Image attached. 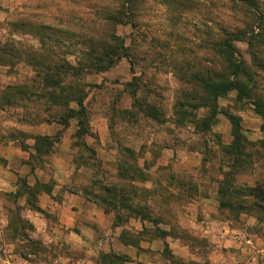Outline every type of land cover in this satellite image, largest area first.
I'll return each instance as SVG.
<instances>
[{"label":"rangeland","instance_id":"374dc122","mask_svg":"<svg viewBox=\"0 0 264 264\" xmlns=\"http://www.w3.org/2000/svg\"><path fill=\"white\" fill-rule=\"evenodd\" d=\"M252 1L254 11L239 0H134L132 28L104 19L126 7V0H0V133L18 139L21 148L29 147L27 134L16 125L56 113H47V96L39 98L42 65L83 69L90 49L102 54L97 43L114 34L125 42L128 55L113 57L117 61L106 72L83 69L80 77L63 81L76 83L86 96L91 127V136L79 141L73 134L71 139L70 188L112 215L107 236L98 235L90 247L75 242L82 246L76 249L34 239L24 217L25 209H32L27 201L52 187L53 179L29 185L19 177L15 193L0 192L1 213L8 219L5 239L18 255L11 263L111 264L109 257L116 255L121 258L116 264H200L217 247L212 264L234 259L246 264L248 248L264 250V201L240 194L264 190V119L253 105L264 103V71L253 65L255 52L247 43L235 44L237 60L250 75L240 78V92L214 100L204 89L224 68L215 48L226 33L245 29L264 36V0ZM255 54L264 61V47ZM70 107L78 109L75 103ZM214 107L219 114L203 129ZM230 116L239 122L240 139L233 136ZM62 134L57 133L60 139ZM82 141L87 147L76 145ZM237 143L243 167L233 169ZM35 156L29 163L46 167L50 175V157L40 163ZM223 187L229 193L221 196ZM199 201L200 206H190ZM241 205L251 211L238 210ZM189 208L201 211L198 220ZM132 210L143 211L156 224L142 222ZM203 210L218 224H204ZM48 218L51 227L55 218ZM170 237L179 245L176 254L166 244ZM233 251L239 252L236 258ZM256 263L264 264V257Z\"/></svg>","mask_w":264,"mask_h":264},{"label":"crops","instance_id":"0c3cea01","mask_svg":"<svg viewBox=\"0 0 264 264\" xmlns=\"http://www.w3.org/2000/svg\"><path fill=\"white\" fill-rule=\"evenodd\" d=\"M12 1H14L16 4L18 3V0H11V2ZM101 1L106 2L109 0ZM16 128L19 131L27 134V144L29 147L26 149L21 148L17 145L19 142L18 139L9 138L8 134L4 130L1 131L0 192L15 193L18 189L17 182L19 177L26 178L29 185H34L38 182L40 184H45L50 179H53V185L50 191H41L38 194L39 208L49 216L55 218L52 226L49 227L50 219L43 214L31 211L28 208L24 211V217L34 228L33 238H47L50 242L54 243L64 242L69 245L71 249H76L77 247L82 248L81 245L86 247L94 245L97 241L98 235L107 236L109 224L112 222V215H108L104 209L98 207L96 203L88 201V199L83 197V195L70 192V186L72 183V172L69 167V158L71 157L70 144L73 134H76L79 127H76L73 122L70 121V125L67 128H64L55 122L20 123L19 125H16ZM62 131L63 134L61 140L54 146L53 151L49 155L51 161L46 165L49 168L51 174L47 175L45 173L46 167L29 164L31 154H36L33 146L35 143V138H53L57 136V133ZM201 200L209 201L208 199H200V201ZM200 201L193 203L190 206H200ZM2 210V207H0V261H2L3 264H16L13 262L11 263L9 260L18 258V255L15 252V246L5 239V230L8 225V219L3 213H1ZM188 211H192V218H197L198 220V215L196 212L199 210L189 208ZM202 213L204 214L205 218V221L203 220L204 224H218L208 214H206L205 210H203ZM184 216L189 217V215L186 213H184ZM197 220H195V225L200 226V222ZM204 224L201 226H205ZM222 226L227 230H234L228 227L226 228L225 225ZM203 230L208 232L207 228H204ZM116 231H120V228L117 227ZM227 233L224 235L225 240L228 236ZM75 242H79L81 245L76 246ZM166 244L169 246L172 254H176L175 249H178V243L170 237ZM248 250L251 258L246 264H258L256 263V259L264 257V250H252L250 248H248ZM217 251V247L216 249L213 247L210 249L212 256L208 259H205L204 261H199V263L212 264V257ZM231 255L232 257L236 258V256L239 255V252L233 251ZM231 264L242 263L234 259Z\"/></svg>","mask_w":264,"mask_h":264},{"label":"trees","instance_id":"16d2710c","mask_svg":"<svg viewBox=\"0 0 264 264\" xmlns=\"http://www.w3.org/2000/svg\"><path fill=\"white\" fill-rule=\"evenodd\" d=\"M241 2H249L248 6L254 11L253 1L252 0H239ZM126 7L122 6V9L116 11L115 14H108L104 19L108 22H112L116 25H130L134 28V25L131 21V12L134 7V0H126ZM109 12V11H108ZM260 14V13H257ZM132 17V16H131ZM263 20V18H260ZM263 23V22H262ZM261 23V24H262ZM91 43H94V40L90 39ZM244 42L247 43L249 49L253 50L255 53L258 51V47H264V36L260 35L259 33L255 32H248V30H238L236 33L229 34L226 33L223 39L216 44L215 51L217 55L222 59L224 68L220 72H218L215 76L216 81L206 82L204 89L208 93V95L212 96L213 99L220 98L222 96L228 95L232 91H241L242 83L240 82L241 77L249 78L250 75L248 74V70L245 68L244 63L241 60H237L238 51L235 46L236 43ZM97 44L102 46V54L97 53L96 50L90 49L89 54L87 55V60H89V64L84 65L83 69L87 73H103L106 72L108 69L114 66L117 60L121 59L122 56L127 57V49L125 46V42L114 35H107L106 37L102 38ZM108 49L106 50L105 49ZM122 52H124L122 54ZM252 54L251 58L253 61V65L257 67V69L264 71V61L257 55ZM117 60H115L114 58ZM35 67L36 64H33ZM38 69V68H37ZM83 69L81 68H74L70 66L68 63L63 65H56V64H44L41 68L38 69L37 74L39 73V77L42 78V85L44 87L43 94L39 96L41 99L49 100V106L46 108L47 113L51 111H55L54 114H49L48 118L38 121L40 123H51L55 122L59 125L63 126L64 128L69 127L71 120H77L78 124V131L75 134V138L79 141L83 140L86 137L91 136V127L89 123H87L86 119V112H85V100L86 96L81 94V91H78V85L73 83V85H65L64 79L69 77H80L83 74ZM40 71V72H39ZM66 77V78H65ZM211 81V80H209ZM75 84V85H74ZM72 103H75L77 106V110L70 107ZM206 105V104H205ZM255 107V112L264 119V103L262 102H255L253 104ZM63 110L62 114H59V111ZM217 108L214 107L212 118L209 120H205L203 124V129H208L211 123L216 120L218 115ZM229 120L233 126V136L235 139H240V125L234 116H230ZM60 137L55 136L53 138L49 137H37L35 138V147L34 150L36 152V156L38 161L42 160L43 157H48L50 153L53 151L54 146L60 142ZM83 143V144H82ZM77 146L83 145L87 147L84 142H78ZM237 147L233 150L232 154L236 157L234 160L235 164L231 166L233 169L236 167L242 168L239 166L240 160L237 158L236 155H241V147L240 144L237 143ZM27 148V147H26ZM25 148V149H26ZM94 154L96 152L94 151ZM35 158H32V160ZM40 162V161H39ZM41 163V162H40ZM32 164V163H29ZM24 186L27 187V181L23 183ZM41 191H50L51 187H43ZM40 191V192H41ZM39 192V193H40ZM72 193H78L74 189H70ZM233 193H235L232 190ZM38 193V194H39ZM229 193L225 190V188H221L219 194L222 196L224 194ZM239 193V192H238ZM241 195H245L248 197H254L256 200H263L264 201V190L260 188L246 190L240 192ZM32 198V197H31ZM98 204L97 202H95ZM27 204H30L32 209L31 211L38 212L43 214L44 216L48 217L49 215L43 212L38 206V196L33 198L31 201H27ZM257 205V204H256ZM221 206H225L222 204ZM229 206V205H227ZM259 207V205H257ZM128 209H132L131 206H128ZM237 210L238 208L235 207ZM240 211H251V209H247L244 205L239 207ZM106 213H109L106 209L104 210ZM132 215L140 218L142 222H153L156 224V221L152 220L150 216L144 214L143 211L139 210H132ZM118 226V224H117ZM168 235V234H167ZM24 257V256H23ZM109 259H113L111 264H116L121 258L118 256H110Z\"/></svg>","mask_w":264,"mask_h":264},{"label":"built area","instance_id":"2783aa9c","mask_svg":"<svg viewBox=\"0 0 264 264\" xmlns=\"http://www.w3.org/2000/svg\"><path fill=\"white\" fill-rule=\"evenodd\" d=\"M248 242H250V241H248Z\"/></svg>","mask_w":264,"mask_h":264}]
</instances>
